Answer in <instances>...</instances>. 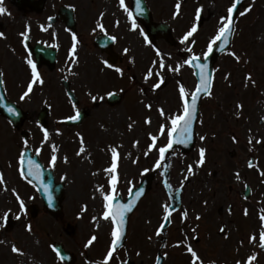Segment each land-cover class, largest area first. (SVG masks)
Returning <instances> with one entry per match:
<instances>
[{
  "label": "rangeland",
  "instance_id": "374dc122",
  "mask_svg": "<svg viewBox=\"0 0 264 264\" xmlns=\"http://www.w3.org/2000/svg\"><path fill=\"white\" fill-rule=\"evenodd\" d=\"M106 1L95 0V3ZM149 1L155 20L171 25L175 44L157 40L151 46L140 32L129 33L130 46L117 65L121 70L129 67L122 75L104 71L101 65L104 63L95 61L97 52L83 49L82 60H85L76 67L74 88L83 100L82 105L89 108V116L79 126L71 130H48L45 138L35 116L27 117L16 128L0 115V173L7 187L5 190V185H0V223H4L3 214L11 210L5 227L0 228V264H65L53 250V242L62 244L74 256L72 264L98 261L103 264L113 239V225L103 220V196L111 191L109 179L113 175L105 169L112 163V149L119 153L116 192L124 199L129 188L138 185L145 169L150 171L155 167L160 147L168 143L167 131L161 135L159 129L162 124L166 129L171 127V118L182 113L180 85L186 94L194 89L193 70L184 61L190 54L204 55L222 26L220 17H226L231 3L230 0H179L180 14L174 16L178 0ZM96 7L101 10L100 5ZM197 8L201 9L200 20L196 18ZM194 24L197 31L184 41V35ZM150 69L153 75L145 79ZM160 77L164 86L153 91ZM39 86L44 90L37 92L32 101L37 108L68 105L65 100L41 99L39 93L57 92V87L48 88L45 81ZM110 91L119 94L113 106L101 100L106 97L104 92ZM92 96L97 99L93 101ZM22 103L28 107L27 101ZM149 104L151 109L147 107ZM160 108L165 110V115L160 114ZM112 109L117 114H112ZM149 118L150 124L146 123ZM22 129L27 132L26 140L22 138ZM196 132L192 151L183 154L172 149L165 153L151 189L129 217L124 245L114 251L108 264L127 260L134 264H154L160 247L165 256L163 264H192L188 245L198 253L202 264H245L250 255L256 256L252 264H264V248H259L260 233L264 231L261 220L264 215V176L261 175L264 172V0H255L251 11L237 17L230 49L214 65L211 95L200 104ZM149 133L157 136L156 146L151 150L148 146L153 141ZM200 136L205 139L201 140ZM81 137L85 151L77 155ZM27 145L32 152H38L44 166L53 169L55 180L64 183L61 215L49 214L34 186L21 176L19 157ZM202 147L206 149L205 163L199 166L196 162ZM232 150L233 157L228 155ZM53 154L57 157L54 166L50 163ZM250 156L255 158L252 167L247 166ZM189 165H193L194 174L189 173ZM245 185L251 188L247 198L242 195ZM177 188L181 190L180 207L171 215L166 232L157 235L164 206L169 203L167 189L173 192ZM17 194L24 201V212L20 210ZM31 204L38 209L35 217L27 209ZM29 224L31 231L27 230ZM93 235L97 239L85 247ZM253 236L255 240L250 239ZM162 237H166L163 244ZM13 244L22 254L12 252Z\"/></svg>",
  "mask_w": 264,
  "mask_h": 264
},
{
  "label": "flooded vegetation",
  "instance_id": "af4514ba",
  "mask_svg": "<svg viewBox=\"0 0 264 264\" xmlns=\"http://www.w3.org/2000/svg\"><path fill=\"white\" fill-rule=\"evenodd\" d=\"M144 1L151 11L152 20L160 21L155 20L150 1ZM95 4V0H0V6L6 9L0 13V32L5 34L0 37V78L7 98L18 103L27 117L35 116L38 123V112L42 107L48 106L37 108L32 102L36 99L35 94L44 90L39 86L41 83H34L29 95L21 99L32 80V68L28 64V60H31L47 87H57V92L39 93L41 99L45 97L47 100H65L68 104H60L55 109L48 106V118L43 124H38L41 130L75 128L64 126L62 121L75 115L77 110L84 109L85 118L89 116V108L82 105L83 100L77 96L74 88L76 67L82 65L85 60H82L83 49L97 52L94 57L98 63L118 59L121 62L124 59L123 52L131 42L127 35L140 31L142 34L146 33L141 22L133 15L129 17L131 0H125L127 10L121 7L120 0L96 4L101 6V10ZM133 19L137 25L136 29L132 28ZM98 23L103 24V29L97 27ZM26 31L25 39L21 33ZM72 33H75L78 39L75 56L69 53L73 44ZM112 37L116 39L113 40ZM73 60L76 63H72ZM101 65L106 71L105 65ZM125 68L128 71L129 67ZM66 86L74 91L77 103L68 98ZM24 101L28 102V107L22 105ZM228 208L231 209V206Z\"/></svg>",
  "mask_w": 264,
  "mask_h": 264
},
{
  "label": "snow or ice",
  "instance_id": "6c2138e0",
  "mask_svg": "<svg viewBox=\"0 0 264 264\" xmlns=\"http://www.w3.org/2000/svg\"><path fill=\"white\" fill-rule=\"evenodd\" d=\"M239 4V0H235V2H233L231 4L230 7H228L227 9V16H221L220 20L222 22V26L219 27L217 34L212 38V40L209 42L208 44V49L207 51L204 53V56L207 57L208 54L213 50V45L217 42V41H221L222 43L220 44V47H223L225 44L228 43V38L229 36L232 34L233 31V13L234 11L237 9V5ZM120 5L121 7L125 8V10H127V6L125 5V0H120ZM139 6V5H138ZM180 10H181V3L177 2V4L175 5V12L173 13L174 16L179 15L180 14ZM6 9L3 8L2 6H0V13L5 12ZM251 11V6H249L248 8H246L244 11L239 12V15L242 17L244 15L247 14V12ZM197 12V17L199 18L201 9L197 8L196 10ZM129 17H132V13L129 12ZM101 15H103V13H101ZM51 19V18H50ZM118 23V22H117ZM98 28L103 29V24L102 23H98L97 24ZM132 28L136 29L137 25L135 23V20L133 19V23H132ZM197 31V26L194 24L192 26V28L184 35L183 40L187 41L189 39V37H192L193 34ZM5 34L3 32H0V37H3ZM21 36H23L25 39L27 38V31L24 33H21ZM113 40L116 39V37H112ZM147 39V38H145ZM72 40H73V44L71 49L69 50V53L71 56H75L76 54V46L78 43V39L75 33H72ZM194 43V41H193ZM125 51H127V49H125ZM189 52H191V49H188ZM237 60H239V57L236 56V53H231ZM159 55V52H158ZM199 57L196 56L195 54H193L188 60L184 61V64H191L194 61L198 60ZM72 63H76L75 60L72 61ZM105 65L109 68H112L113 65L109 64L107 61H104ZM28 64L31 66L32 68V80L29 82L28 84V89L27 91L24 92L23 96L21 97V99H24L25 97H27L29 95V93L32 91L33 89V84L36 82H39L41 84H43V79L40 76V73L37 71L36 69V65L31 61L28 60ZM160 66L161 68L164 67L163 61L161 60L160 62ZM199 67L201 68V74H200V82L199 84H197L196 89L194 92L191 93V100L189 102L188 96L186 95L185 92V88L183 85H180L179 88V92H180V97L181 100L183 101V108H182V114L176 115L175 117L171 118V127H168L166 129L165 125H161L160 126V134L163 135L165 133V131H167V135H168V143L166 146L164 147H160L159 149V159L156 162V167H160V161L164 159L165 153L168 151V149H171L173 147V136L174 134H177V138L179 139L180 143L183 144H187L190 142V140L192 139V121L194 119L195 113H196V109H197V98L200 94L201 91H204L206 93H208L209 95H211V92L209 90V86L211 83V80L208 76L205 75V73L203 72V69L207 68L206 64H200ZM117 72L122 73V70L120 68H116L115 69ZM179 69L177 68L176 71H178ZM0 75H2V73H0ZM153 75V71L150 69L145 77V79H148L149 77H151ZM65 79H67V77H65ZM248 79H251V75L249 74ZM164 83V79L163 77H160L159 82L153 85V88L158 89L162 84ZM108 95H112V93H108ZM93 101H95L97 99L96 96H92L91 97ZM75 107V104H74ZM147 107L149 109H151L152 105L149 104L147 105ZM9 112H15L14 108L9 107L8 108ZM160 114L163 116L165 115V110L163 108L159 109ZM79 111H76L75 115H72L70 117H67V119L69 120H77L79 119ZM146 123H151V119H146ZM129 127H131V125H129ZM59 131V130H58ZM44 135L45 138L48 137V130L44 129ZM77 135L79 136L80 134L77 133ZM149 135L151 136V139L153 141L152 144H150L149 150H151L152 148H154L156 146V141H157V136L152 135L151 133H149ZM201 140H204L205 137L204 136H200ZM235 139V138H234ZM251 142V140H250ZM258 143L262 142V141H257ZM25 144L28 143V141L24 142ZM138 143V142H137ZM84 140L83 137H81V147L77 153V155H80L81 153H83L85 151L84 148ZM39 151V149L37 150ZM53 151L55 152V146H53ZM148 153L146 152L145 155H147ZM205 154H206V149L205 148H200L199 149V160L196 162L197 165L199 166H203V164L205 163ZM21 154V158H22ZM118 156L119 153L115 150L112 149V163L110 165L109 168L105 169L106 172L113 174L110 176L109 179V184L111 186V191L107 194H104L103 199H104V208L105 211L103 212V219L104 220H109L111 222V224L113 225L112 227V231H111V236L113 237L112 239V243L111 246L109 248V251L107 252V255L104 257V261L103 264H108V261L113 257V253L116 249V245L119 242L121 236L123 235V225H124V217L125 214L129 211L132 210V206L135 203L134 200L129 201L126 204H121L119 202L117 203H113V201L116 200L118 193L116 192V186L118 184V175L117 173V168H118ZM56 155L53 154L51 157V161L50 163L54 166L55 162H56ZM65 161H67V157H65ZM29 164V168H28V173L27 175H36L37 178H39V165H35L33 161L29 160L28 161ZM249 167H252V163L251 161L249 162ZM145 171H148L147 169H145ZM188 171L189 173H193V165H189L188 166ZM194 174V173H193ZM261 175L264 176V172H261ZM21 176L24 177L25 179H27V176L25 175L24 171H21ZM237 177L239 178L238 174ZM185 180L188 179V177L184 178ZM29 183H31V180L28 181ZM165 184L167 185V181H165ZM0 185H5V190H7L6 184H5V180H4V176L2 173H0ZM45 190H47L48 185H45ZM100 190L102 191V186H100ZM132 189H129V192L131 193ZM142 189L140 191H138L136 193V196L139 197L142 193ZM13 192H15V189H13ZM17 200L19 201V205H20V210L21 212L25 211V204L23 199L20 198V196L17 194L16 195ZM49 199L51 200V196L49 195ZM165 215H164V220L167 221L171 215V212L168 211V206L165 205ZM11 210L6 211L3 214V221L4 223H0V228L5 227L8 217H9V213ZM245 214H247V210H245ZM185 217L187 216V212H184L183 214ZM17 219L20 218L19 215H17L16 217ZM200 217L197 216V219H199ZM95 219V218H94ZM261 220L264 221V215L261 216ZM165 227V225L162 223L160 225V227L157 229V235H160L161 230H163ZM27 230L31 231L32 230V226L29 224L27 225ZM221 232L224 231V228L222 227L220 229ZM97 239V237L95 235L91 236V238L88 240L87 244L85 245V247H88L90 245H92V243ZM250 239L255 240V236L250 237ZM260 241L261 244L260 246L262 248H264V231H261L260 233ZM12 252L13 253H17V254H22V250L20 248H18L15 244L12 245ZM55 250V249H54ZM57 251V255L60 256V253L58 250ZM187 252L191 254L193 260H192V264H202L201 258L198 255V253L193 249V247L191 245L187 246ZM60 259H63V256H60ZM256 259L255 255H250L247 258V261L245 262V264H252V262ZM97 264H101V262H97ZM211 264V262H210ZM239 264V262H238Z\"/></svg>",
  "mask_w": 264,
  "mask_h": 264
},
{
  "label": "water",
  "instance_id": "95a60500",
  "mask_svg": "<svg viewBox=\"0 0 264 264\" xmlns=\"http://www.w3.org/2000/svg\"><path fill=\"white\" fill-rule=\"evenodd\" d=\"M245 0H239V4L237 5V9L234 11L233 13V25H234V20L235 17L237 15V13L239 12V7L240 5L244 2ZM138 5L143 9L146 10L142 0H139ZM143 19H147L148 16V11L143 15ZM162 25V26H161ZM164 29H167V27L163 24H156L153 25L152 27L149 28V33H151V39H156V33H163ZM231 36L232 34L229 36L228 38V43L225 44L223 47H220V44L222 43L221 41H217L214 45H213V50L208 54L207 57L204 58V61H200V60H196L193 63L189 64L190 66H192L195 69V76L198 80V83L200 82V74H201V68L199 67L200 64H206L207 68L203 69V72L205 73L206 76H208L211 80L212 77V67L213 64L216 62V60L218 59L219 55L223 52H225L226 50H228L229 46H230V42H231ZM211 84V83H210ZM210 88V86H209ZM207 93L204 91H201L198 98H197V109H196V113L194 116V119L192 121V139L190 140L189 143L187 144H183L179 142V139L177 138V134H174L173 136V147L174 148H180L183 152H188L192 149L193 147V143H194V137H195V131H194V126H195V122L197 119V114H198V104L200 102V99L206 95ZM189 102L191 100V98H188ZM14 108L15 112H9L8 108ZM0 113H2L3 115H6V117L9 118V120L11 121V123L14 126H18L21 124L22 120H23V116L20 112V110L13 104L10 103L9 101L6 100L2 90L0 91ZM46 114V111L40 113V118L44 117V115ZM83 115L79 116V119L77 120H68L66 121L67 124H79L81 119H82ZM22 158L20 160L21 162V171H24L25 175L27 176L28 180H31V182L35 185L38 193L40 194V197L43 200V203L45 205V207L48 209V211L52 214H58L60 213V199H61V194H62V184H56L54 182V177L52 174V171L49 169H44L42 163L39 161L37 154L35 155H31L30 154V149L24 150L22 152ZM231 155H233V153H231ZM31 160L34 162L35 165H39V178H37L36 175H27L28 173V168H29V164L28 161ZM251 163L253 162V159L250 160ZM249 161V162H250ZM154 174H146L142 181L140 182L139 186L137 188H131L132 191L131 193H129L127 199L124 202H120L119 201V197L116 198V200L114 201L115 203L119 202L121 204H126L129 201L134 200L135 203L132 206V210L127 212L125 214L124 217V225H123V235L121 236L119 242L116 245V249H118L125 241V236H126V231H127V222H128V217L130 216V214L132 213V211L135 209L138 201L140 200V198L143 197V195L148 191V189L150 188L152 179H153ZM45 185H48L47 190H45ZM143 190L141 195L139 197L136 196V193L140 190ZM245 195L249 194V188L247 187L245 190ZM49 195L51 196V200L49 199ZM176 199V198H175ZM177 200V199H176ZM178 202V201H177ZM173 207L170 208V210ZM30 213L31 215L34 217L37 213V207L35 205H31L30 206ZM168 220L165 221L163 224L166 226ZM55 250H58L60 253V256H63V259L67 261V263H71L73 261V257L72 255H70L69 253L65 252L63 250V247L58 244V245H54ZM57 252V251H56ZM163 261V256L158 255L156 263L155 264H162ZM129 264H132V262H130Z\"/></svg>",
  "mask_w": 264,
  "mask_h": 264
},
{
  "label": "bare ground",
  "instance_id": "6f19581e",
  "mask_svg": "<svg viewBox=\"0 0 264 264\" xmlns=\"http://www.w3.org/2000/svg\"><path fill=\"white\" fill-rule=\"evenodd\" d=\"M115 110H116V109H112V110H111L112 114H117V113L115 112ZM103 220H104V219H103Z\"/></svg>",
  "mask_w": 264,
  "mask_h": 264
}]
</instances>
